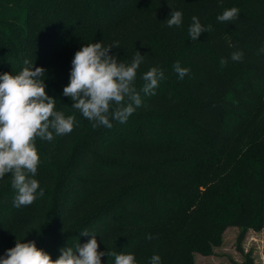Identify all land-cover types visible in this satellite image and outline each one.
<instances>
[{
  "label": "trees",
  "instance_id": "1",
  "mask_svg": "<svg viewBox=\"0 0 264 264\" xmlns=\"http://www.w3.org/2000/svg\"><path fill=\"white\" fill-rule=\"evenodd\" d=\"M233 7L237 20L217 21ZM171 11L183 13L180 27H168ZM193 16L212 27L195 41ZM98 42H119L110 55L121 62L145 55L138 91L151 67L165 74L156 95L141 91L143 105L111 129H93L62 94L74 54ZM262 48L264 0H0V74H19L25 60L43 67L55 110L75 117L71 133L35 141L42 197L16 208L11 175L0 180V257L18 240L56 260L61 248L86 243L87 230L106 252L101 264H115L112 252L136 264L153 255L194 264L236 227L241 264H253L242 242L264 227ZM235 51L242 60H231ZM176 62L190 69L183 80Z\"/></svg>",
  "mask_w": 264,
  "mask_h": 264
},
{
  "label": "clouds",
  "instance_id": "2",
  "mask_svg": "<svg viewBox=\"0 0 264 264\" xmlns=\"http://www.w3.org/2000/svg\"><path fill=\"white\" fill-rule=\"evenodd\" d=\"M238 17L239 9L233 7L218 15L217 21L230 23ZM182 22L181 11H171L166 19L170 28L180 27ZM211 30V25L205 27L199 18L193 16L188 34L195 41L202 33ZM118 47L119 42L109 46L102 42L88 44L82 46L71 61L69 83L62 94L71 99L73 109L92 121L93 129H111L112 121L126 123L143 105L140 92L144 96H155L160 82L165 79L163 70L151 67L142 74L144 84L138 91L137 73L145 55L137 51L131 63L121 62L116 55H110V51ZM243 55L242 51H235L231 60L240 61ZM220 63L223 66L227 61L222 59ZM24 64L17 75L0 74V180L11 175V186L17 193L13 201L16 208L29 206L44 195L40 182L34 178L40 163L36 139L51 142L54 134L63 136L71 133L75 124L74 116L65 117L63 112L55 110L56 100L46 92V69L34 67L29 60ZM173 70L180 80L190 72L179 62L173 65ZM80 235L89 237L88 241L61 248L56 260L37 248L35 241L22 243L16 240L15 247L0 257V264H101L106 252L98 251L97 236L87 230ZM147 239L152 240L153 237L149 235ZM110 255L115 257V264H136L133 254L112 252ZM150 264H161L160 256L153 255Z\"/></svg>",
  "mask_w": 264,
  "mask_h": 264
},
{
  "label": "rangeland",
  "instance_id": "3",
  "mask_svg": "<svg viewBox=\"0 0 264 264\" xmlns=\"http://www.w3.org/2000/svg\"><path fill=\"white\" fill-rule=\"evenodd\" d=\"M238 228L227 227L221 237V243L213 248V253L201 255L196 253L194 264H241L244 255L235 249ZM243 252H250L253 264H264V227L248 229L242 242Z\"/></svg>",
  "mask_w": 264,
  "mask_h": 264
}]
</instances>
